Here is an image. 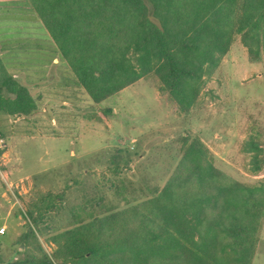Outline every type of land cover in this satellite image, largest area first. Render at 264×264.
Returning a JSON list of instances; mask_svg holds the SVG:
<instances>
[{"label":"rangeland","instance_id":"rangeland-1","mask_svg":"<svg viewBox=\"0 0 264 264\" xmlns=\"http://www.w3.org/2000/svg\"><path fill=\"white\" fill-rule=\"evenodd\" d=\"M168 1L172 10L185 9L183 20L202 23L221 8L234 25L230 49L196 85L198 96L183 111L155 72L94 103L26 1L0 0V59L35 103L30 115L0 113V129L10 138L0 175V260L20 258L16 241L38 209L46 229L40 240L52 255L54 237L78 218L88 220L89 208L78 211L88 198L102 196L116 209L151 198L183 158L185 138L201 141L208 161L230 180L264 184V163L259 171L253 163V141L264 158V48L257 55L244 43L247 29L237 32L247 0ZM130 57H136L133 50ZM2 94L15 98L7 90ZM106 109L112 114L103 116ZM252 264H264V216Z\"/></svg>","mask_w":264,"mask_h":264},{"label":"trees","instance_id":"trees-1","mask_svg":"<svg viewBox=\"0 0 264 264\" xmlns=\"http://www.w3.org/2000/svg\"><path fill=\"white\" fill-rule=\"evenodd\" d=\"M25 1L97 104L155 72L186 110L198 96L196 85L231 45L234 25L221 8L201 23L200 18L183 20L185 9L172 10L168 0H123L120 6L113 0ZM245 8L237 32L247 29L244 43L258 55L264 48V0H247ZM3 90L15 98L5 97ZM34 109L30 94L0 59V113L30 115ZM112 112L106 109L103 116ZM189 141L183 140V158L167 184L151 198L123 209L110 208L102 196L88 198L87 207H78L89 208L88 220L78 218L73 228L54 237L52 255L40 240L46 229L38 209L16 241L20 258L0 264H252L264 216V184L230 180L208 161L201 141ZM253 149L259 171L263 150L254 141Z\"/></svg>","mask_w":264,"mask_h":264},{"label":"built area","instance_id":"built-area-1","mask_svg":"<svg viewBox=\"0 0 264 264\" xmlns=\"http://www.w3.org/2000/svg\"><path fill=\"white\" fill-rule=\"evenodd\" d=\"M10 138L4 132L0 131V175L3 176L2 168L6 165L9 158ZM5 233V228L0 230V234Z\"/></svg>","mask_w":264,"mask_h":264}]
</instances>
